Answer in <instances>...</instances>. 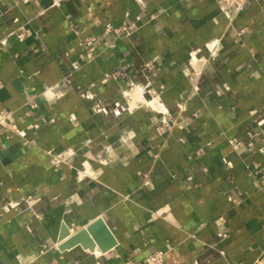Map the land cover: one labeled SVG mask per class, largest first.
Here are the masks:
<instances>
[{"label": "crops", "instance_id": "1", "mask_svg": "<svg viewBox=\"0 0 264 264\" xmlns=\"http://www.w3.org/2000/svg\"><path fill=\"white\" fill-rule=\"evenodd\" d=\"M3 109L0 264H264V0H0ZM98 217L110 250L60 249Z\"/></svg>", "mask_w": 264, "mask_h": 264}, {"label": "built area", "instance_id": "2", "mask_svg": "<svg viewBox=\"0 0 264 264\" xmlns=\"http://www.w3.org/2000/svg\"><path fill=\"white\" fill-rule=\"evenodd\" d=\"M60 1L61 0H54V2H56V3H59ZM216 2L218 4L220 10L222 11V13L230 21H233L245 9L249 0H216ZM107 30L108 31L109 30L110 31L116 30L118 33H120V31H121V29H117L111 24L107 25ZM124 31L129 32V29L124 27L123 32ZM121 33H122V31H121ZM16 34L20 40L24 39V36H25L24 31H19ZM97 39H98L97 37L91 36L85 41V43H84L85 49H84V52L81 54V60L83 62L89 61L95 57ZM218 43H219V40L216 44L215 43L211 44L210 48L214 49V47L217 46ZM214 56L215 55L213 54V57ZM119 75H120V71L113 73V75L108 74L103 79V81H107L110 76L118 77ZM123 93H124V95L131 96V88L124 90ZM28 102L31 105V107L35 108L38 106V103L34 100L33 101L31 100ZM146 104L149 105L153 110L161 111V112H168V107L163 103V101H160V97L157 95L152 96L150 99H148ZM0 124L9 127L12 131L20 132L16 122L14 121L13 113L11 110L3 109L0 111ZM174 124H175L174 121H170V123H168L167 121L164 122V125L167 126V128H171V126H173ZM164 125L162 124L159 127L160 133H163L165 131ZM33 126L35 128H38V127H40V123H35ZM28 142H31V140L28 138H25L24 143H28ZM250 144H252V141L250 142ZM46 152L52 157V160L56 165L60 164L62 159H61V156L59 155V153L54 152L52 149H48V150H46ZM155 156L157 157V156H159V154L157 153ZM189 178H191V176H189ZM25 200L28 201L29 204L33 205L37 201V198L33 197V195H28L27 197H25ZM218 235L220 237V240H222V239L228 237L229 234L226 231H220L218 233ZM56 246H57V244H56ZM94 253H96L97 255L102 254V252L98 253L97 250H95ZM165 255H166L165 249H158V250L150 253L149 255H147L145 260L139 262L138 264H165ZM126 264H132V263H131V261H127Z\"/></svg>", "mask_w": 264, "mask_h": 264}, {"label": "water", "instance_id": "3", "mask_svg": "<svg viewBox=\"0 0 264 264\" xmlns=\"http://www.w3.org/2000/svg\"><path fill=\"white\" fill-rule=\"evenodd\" d=\"M59 241L61 242L60 249L81 243L85 247H90L93 251L96 250L98 245L104 252L110 250L116 244V239L103 217H98L74 233L71 232L69 226L65 225L61 229Z\"/></svg>", "mask_w": 264, "mask_h": 264}, {"label": "bare ground", "instance_id": "4", "mask_svg": "<svg viewBox=\"0 0 264 264\" xmlns=\"http://www.w3.org/2000/svg\"><path fill=\"white\" fill-rule=\"evenodd\" d=\"M98 253H100V251L97 250Z\"/></svg>", "mask_w": 264, "mask_h": 264}]
</instances>
